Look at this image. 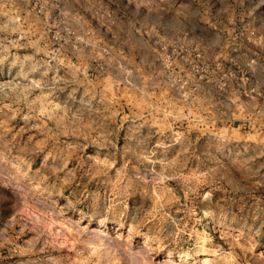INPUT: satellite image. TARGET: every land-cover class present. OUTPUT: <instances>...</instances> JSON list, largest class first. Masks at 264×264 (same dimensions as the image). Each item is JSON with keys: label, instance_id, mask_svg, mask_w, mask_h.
I'll list each match as a JSON object with an SVG mask.
<instances>
[{"label": "rangeland", "instance_id": "1", "mask_svg": "<svg viewBox=\"0 0 264 264\" xmlns=\"http://www.w3.org/2000/svg\"><path fill=\"white\" fill-rule=\"evenodd\" d=\"M164 263L264 264V0H0V264Z\"/></svg>", "mask_w": 264, "mask_h": 264}, {"label": "bare ground", "instance_id": "2", "mask_svg": "<svg viewBox=\"0 0 264 264\" xmlns=\"http://www.w3.org/2000/svg\"><path fill=\"white\" fill-rule=\"evenodd\" d=\"M106 241V240H105ZM169 256V255H168ZM164 264H169V263H164Z\"/></svg>", "mask_w": 264, "mask_h": 264}]
</instances>
